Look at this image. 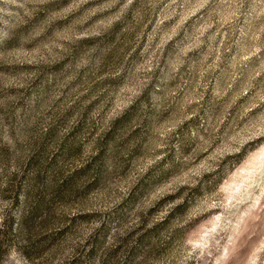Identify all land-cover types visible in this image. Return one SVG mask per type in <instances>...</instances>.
Segmentation results:
<instances>
[{
    "label": "rangeland",
    "instance_id": "374dc122",
    "mask_svg": "<svg viewBox=\"0 0 264 264\" xmlns=\"http://www.w3.org/2000/svg\"><path fill=\"white\" fill-rule=\"evenodd\" d=\"M0 264H264V0H0Z\"/></svg>",
    "mask_w": 264,
    "mask_h": 264
}]
</instances>
